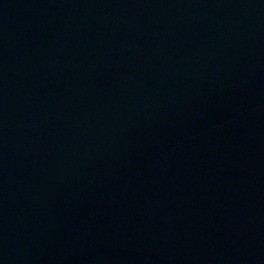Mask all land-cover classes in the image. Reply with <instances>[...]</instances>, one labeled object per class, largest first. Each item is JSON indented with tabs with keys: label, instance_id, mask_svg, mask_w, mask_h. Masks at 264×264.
<instances>
[{
	"label": "water",
	"instance_id": "water-1",
	"mask_svg": "<svg viewBox=\"0 0 264 264\" xmlns=\"http://www.w3.org/2000/svg\"><path fill=\"white\" fill-rule=\"evenodd\" d=\"M0 264H264V0H0Z\"/></svg>",
	"mask_w": 264,
	"mask_h": 264
}]
</instances>
